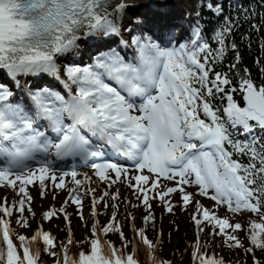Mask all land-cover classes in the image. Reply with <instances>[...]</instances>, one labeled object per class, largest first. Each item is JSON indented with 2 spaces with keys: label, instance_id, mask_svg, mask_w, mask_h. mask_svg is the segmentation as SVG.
Returning <instances> with one entry per match:
<instances>
[{
  "label": "snow or ice",
  "instance_id": "1",
  "mask_svg": "<svg viewBox=\"0 0 264 264\" xmlns=\"http://www.w3.org/2000/svg\"><path fill=\"white\" fill-rule=\"evenodd\" d=\"M130 7L133 5L126 0H0V73L10 81H0V187L11 188L20 196L11 204L5 197L0 204V264H41V249L34 247L40 241L55 264H172L156 255L157 246L145 229L134 228L135 236L128 240L115 213L103 227L98 220L93 224L92 235L85 241L89 252L80 251L76 256L69 251L73 244L70 231L57 252L55 238L42 227L31 237L18 235L11 227L14 211L20 214L17 223L29 227L23 216L26 204L31 212L28 186L38 183L43 195L46 182L64 189L67 177L75 185L69 189V200L84 219L77 190L90 177L84 174L83 180L77 179L80 174L76 171L58 177L55 162L69 156L103 158L105 145L135 167L104 160L92 165L95 175L108 187L120 182L135 189L148 212L145 224L155 222L150 200L158 199L171 213L174 205L166 198L179 192L186 210L193 198L185 186L196 185L199 195L208 196L233 214L247 211L259 215V222H249L248 239L264 251V85L257 86L244 69L247 75L237 72L239 83L233 86L228 73L213 67L223 62L229 47L237 50L234 41L228 42L234 30L229 17L210 38L199 23L187 39L181 36L179 41L174 34L167 42L163 37L134 35L130 43L122 41L135 50L131 60L108 48L92 63H63L62 58L79 49L82 39L119 36ZM205 7L217 15L223 13L219 4ZM239 62L236 51L229 69ZM41 75L60 82L67 98L51 87L22 85L19 79ZM238 90L244 94V106L232 94ZM217 95L226 101L225 107L212 103ZM48 129L56 134L57 142L50 141ZM90 136L102 142L95 150ZM240 157H246L247 162ZM29 161L38 166H30ZM162 180L172 181L174 186L161 187ZM108 195L104 192L99 201L93 196V216L97 215L96 204ZM111 198L118 200L119 192ZM196 205L193 220L198 237L203 231L200 226L208 222L213 226L212 235L225 236L228 247L244 248L234 234L242 230L240 223L219 217L198 201ZM58 211L64 212V207L46 211L43 218L50 220ZM113 231L121 237V248L102 238L101 234ZM130 245L132 250L125 252ZM140 245L146 254L144 262L138 256ZM200 247L197 239L193 251L196 264H225L222 258L202 253ZM245 252L253 253V248H245Z\"/></svg>",
  "mask_w": 264,
  "mask_h": 264
},
{
  "label": "trees",
  "instance_id": "2",
  "mask_svg": "<svg viewBox=\"0 0 264 264\" xmlns=\"http://www.w3.org/2000/svg\"><path fill=\"white\" fill-rule=\"evenodd\" d=\"M190 7V14L183 13L175 17L171 24L162 26L159 20L147 21L142 15H133L130 18V22L127 26V37L129 43L132 36L137 34H148L157 37L158 32L170 31V34H174L176 41L180 40L181 36L187 39L190 34L191 28L199 23L203 29L206 38H210L214 30L219 28L225 17H229L234 23V30L229 37V45L232 41L237 44V50H232L229 47L223 62L215 64L213 67L218 72H226L232 79L233 86H237L239 83V76L236 75L239 72L240 76L250 74L252 81L257 86L264 85V48L261 47L264 44V0H187ZM212 3L215 7L219 4L223 8V13L217 15L214 11L209 10L205 7L206 4ZM245 10V14H243ZM237 16V18H235ZM162 37L167 34H161ZM212 46L218 47L214 41H210ZM115 46V47H114ZM118 42L114 41L109 43L106 48H100L97 52L93 53V50L83 47L80 55L77 58H69L67 63H79L81 66L92 63L93 58L102 51H107L108 48L116 47ZM131 51L135 50L131 47ZM236 51L240 54V62L236 65L235 69L230 70L229 65L235 63ZM65 63V64H67ZM244 69L248 70V73H244ZM1 81V78H0ZM31 88H36L32 85V82H27ZM237 92V91H236ZM235 100L240 104L241 98L236 95ZM215 101L225 107L226 101L223 100L219 95L215 98ZM242 106V105H241ZM68 187H66V190ZM190 192L189 189H186ZM15 196V201L20 199L15 192H12ZM29 194L32 197L31 200V212L28 211V205L25 206L23 216L27 219L29 227H21L17 223L20 214L16 211L13 212L11 217V227L18 235H25L31 237L33 230L42 225L43 230H50L49 233L55 238L57 248L55 251H61V242L66 243L69 237V231L72 230L71 237L73 244L69 246V251L72 256H76L80 251L89 252L90 246L85 241L91 237V228L96 222L92 215L86 213V209L89 205V198L86 195H80L83 201V216L81 219L79 214L78 206L71 201L67 205L62 199L58 198L52 203L49 200L50 209L55 208L59 210L64 207V211L71 212L70 224L66 222L62 212H57V215L52 217L50 220L43 218L44 212L38 211L33 202L35 195L31 191ZM136 196V194H135ZM152 196V195H151ZM192 203L187 205L185 210L181 199L173 202L174 210L169 213L166 210V205L161 203L158 199L150 200L152 204V213L155 216V222L144 223V217L148 214L145 207L136 196V204L128 203L129 200L115 201L112 198H104L99 212L97 214V220L101 227L109 223L113 213L116 215V223L120 226L124 232L125 237L128 240H133L135 236V229H145L149 239L156 244V255L163 260L171 261L172 264H196L193 259L194 246L199 239L200 251L207 253L208 256L215 255L217 258H222L225 264H254V261H259V264H264V251L259 248H255L251 245L248 239V228L250 221H260V216L251 212H241L233 214L227 210L224 206H217L211 199L205 200L204 197L192 193ZM127 201V202H126ZM208 207L213 210L221 218H228L233 224L240 223L243 228L242 230L234 233L239 237L241 242L244 244V248H230L226 241L225 236L212 235L213 226L208 222H204L200 227L203 231L197 236L198 228L193 220V215L196 212V202ZM105 203L108 205L105 207ZM0 204L1 198H0ZM53 205V206H52ZM112 205H118V208L112 207ZM133 205H140L139 207H133ZM49 209V210H50ZM32 213H35L33 216ZM111 213V216H109ZM2 215V214H0ZM132 217L135 219L133 220ZM218 231V229H216ZM231 231V230H229ZM48 232V231H47ZM105 239H108L117 248L122 247V240L117 232H109ZM134 243L136 241H133ZM34 247L41 249V264H55V258L50 257L43 251L44 245L42 241L36 243ZM245 248H253V253H246ZM132 250L130 245L125 252ZM138 256L142 262L146 261V254L144 246L140 245Z\"/></svg>",
  "mask_w": 264,
  "mask_h": 264
},
{
  "label": "rangeland",
  "instance_id": "3",
  "mask_svg": "<svg viewBox=\"0 0 264 264\" xmlns=\"http://www.w3.org/2000/svg\"><path fill=\"white\" fill-rule=\"evenodd\" d=\"M176 5L178 6V11L180 12V14L182 15L181 11L182 8H187L188 9V1L187 0H182V2H175ZM146 11L141 7H135L134 9L130 10L129 12H127L125 14V22L121 23L122 24V30L124 31V27L129 24L130 22V18L133 15H142L145 17V19H147L146 16ZM124 33V32H123ZM80 44L79 49H77L74 53L67 55L65 57L62 58L63 63H65V61H67L68 58L70 57H74L77 56L80 52V49L86 45L84 44ZM131 174V173H130ZM90 177V180L84 183V186H81L78 191H82L83 189H85L87 191V193L90 195L91 199H93V196L99 201L100 197L103 196L104 192H108L109 193V198H111L112 195H114L117 191L119 192V199L115 200V201H125V200H129L128 203H132V204H136V196H135V189L133 188H129L127 186L126 183H120L117 182L116 184L112 185L111 187H108V183L105 181H101L99 178L95 177V176H88ZM77 179H81V177H77ZM69 182L71 180V178H68ZM48 184V188L46 191H44V194L41 195V189L39 187V184H35L31 187L34 195H35V200L32 203L33 207L35 206V208L38 211H42L45 212L47 211L49 208V200H52V203L54 202L53 199H62L63 201L67 200V190L65 189H59V188H54L51 184L50 181L46 182ZM173 183L171 182H166L164 183L163 181H161V187H170ZM74 185V184H73ZM75 186V185H74ZM84 190V191H85ZM160 189L158 188L156 191L158 192ZM190 190H194V187H190ZM12 189L11 188H2L0 189V198H5L7 197L8 203L11 204L14 200H15V196L12 193ZM177 198V195L175 194V196L173 195V200ZM3 200H1L2 202ZM127 202V201H126ZM101 206V202L96 204V209H98V207ZM90 212L89 210L86 211V213ZM110 214V213H109ZM36 228H34L33 230V234L35 233ZM45 231H50V230H45Z\"/></svg>",
  "mask_w": 264,
  "mask_h": 264
},
{
  "label": "bare ground",
  "instance_id": "4",
  "mask_svg": "<svg viewBox=\"0 0 264 264\" xmlns=\"http://www.w3.org/2000/svg\"><path fill=\"white\" fill-rule=\"evenodd\" d=\"M127 3L133 5V7H130L127 11L129 12L130 10L134 9L135 7L139 8H143L147 13L146 15H148L149 17H154L155 20H159L160 24L162 26H167L169 24H171L172 20L177 17V13H179L178 11V6L176 5L175 2H182V0H126ZM125 17L122 20L121 23L125 22ZM125 28V27H124ZM123 32V30L121 31V33ZM109 39L107 38L106 40H100V39H94V38H88V39H82L81 41H78V43L81 44H86L84 45V47L88 48V46L90 47H94L97 45H101L104 44L108 41ZM99 41V42H96ZM90 45H89V44ZM109 43V42H107ZM88 45V46H87ZM75 52V50H74ZM72 52V53H74ZM72 53H69L67 55H70ZM66 55V56H67ZM46 75H41V76H31V77H20L19 79L21 80H26L29 78L34 79L33 81L40 82L43 79H46ZM81 180H83V177L81 178Z\"/></svg>",
  "mask_w": 264,
  "mask_h": 264
}]
</instances>
